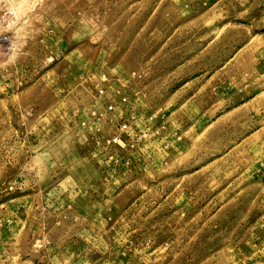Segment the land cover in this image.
I'll use <instances>...</instances> for the list:
<instances>
[{"label":"rangeland","instance_id":"1","mask_svg":"<svg viewBox=\"0 0 264 264\" xmlns=\"http://www.w3.org/2000/svg\"><path fill=\"white\" fill-rule=\"evenodd\" d=\"M0 264H264V0H0Z\"/></svg>","mask_w":264,"mask_h":264}]
</instances>
